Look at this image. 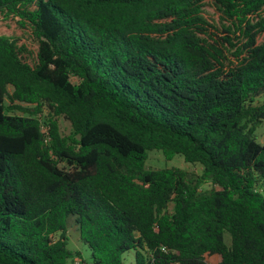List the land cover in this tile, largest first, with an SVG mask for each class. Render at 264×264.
Returning <instances> with one entry per match:
<instances>
[{
    "label": "trees",
    "instance_id": "16d2710c",
    "mask_svg": "<svg viewBox=\"0 0 264 264\" xmlns=\"http://www.w3.org/2000/svg\"><path fill=\"white\" fill-rule=\"evenodd\" d=\"M263 122L264 0H0V264H264Z\"/></svg>",
    "mask_w": 264,
    "mask_h": 264
},
{
    "label": "rangeland",
    "instance_id": "374dc122",
    "mask_svg": "<svg viewBox=\"0 0 264 264\" xmlns=\"http://www.w3.org/2000/svg\"><path fill=\"white\" fill-rule=\"evenodd\" d=\"M204 16L211 23L216 24L219 28L224 25H229L228 19L217 10L213 5H207L203 8ZM5 31H8V27H4ZM60 130L64 135L71 134L70 123L63 118L58 119ZM257 141L264 144V122L256 131ZM164 168H178L186 171L191 177L195 178L202 174V167L199 164L187 163L182 156H175L172 159H167L162 151L153 150L148 154V160L146 162V169L158 170ZM210 188V184H204L202 189ZM172 208V207H171ZM68 249L71 250L74 255L69 264H88L91 262V251L79 240V233L75 226H68ZM225 241L230 244V235L226 233ZM125 264L134 263V253L129 252L125 255ZM211 264H216V258L212 257L208 260ZM83 262V263H82Z\"/></svg>",
    "mask_w": 264,
    "mask_h": 264
}]
</instances>
